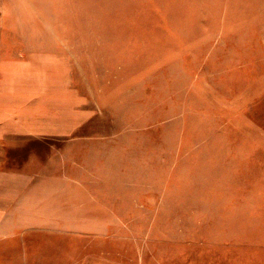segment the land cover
<instances>
[{
	"label": "rangeland",
	"instance_id": "obj_1",
	"mask_svg": "<svg viewBox=\"0 0 264 264\" xmlns=\"http://www.w3.org/2000/svg\"><path fill=\"white\" fill-rule=\"evenodd\" d=\"M0 39L6 258L264 264V0H0Z\"/></svg>",
	"mask_w": 264,
	"mask_h": 264
},
{
	"label": "crops",
	"instance_id": "obj_2",
	"mask_svg": "<svg viewBox=\"0 0 264 264\" xmlns=\"http://www.w3.org/2000/svg\"><path fill=\"white\" fill-rule=\"evenodd\" d=\"M5 48L3 40L0 39V54L5 53ZM6 54H10L7 50ZM0 58V138L5 134L6 132L14 133L18 132L16 129H10L9 125L14 126V124H11L15 121V119L20 118V106H21V88H20V78L18 77V74L14 71L15 69H18V64H15V62L9 61L11 58L6 59L5 56L1 55ZM5 67H10V69H13V73H9L7 76L4 75V69ZM8 123V124H7ZM4 161V144L3 141H0V167L1 164H3ZM1 169V168H0ZM11 179V176L9 177ZM8 178V179H9ZM5 174L0 172V264H14L13 263V255L8 254V258H6L5 253V238L6 236L3 233V229H23V228H37V225L34 223H31V221H22V220H14L12 217L11 219L7 220V217L5 215V208L6 206H10L11 204L15 207L21 206V194L15 197H12L11 195L7 194V191L5 189ZM7 194V195H6ZM15 198H18L17 200ZM16 200V201H14ZM94 221H86L82 220L81 217H78L76 219L77 227H86L85 223H92V225H87V227L91 228H99L104 227L102 224L100 225V222L96 219H93ZM29 222V223H28ZM110 227V226H109ZM19 240H21L20 246L17 248L19 249V253L16 254V261H18V264H36V256L34 254H30V246L27 241H23L21 237H19ZM23 250V252H22Z\"/></svg>",
	"mask_w": 264,
	"mask_h": 264
}]
</instances>
